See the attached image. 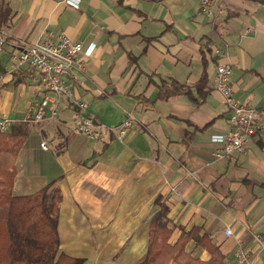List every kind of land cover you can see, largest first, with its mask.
Returning a JSON list of instances; mask_svg holds the SVG:
<instances>
[{
	"label": "crops",
	"instance_id": "0c3cea01",
	"mask_svg": "<svg viewBox=\"0 0 264 264\" xmlns=\"http://www.w3.org/2000/svg\"><path fill=\"white\" fill-rule=\"evenodd\" d=\"M45 32L95 44L90 57L81 54L85 68L75 70L71 97L85 100L104 125L88 139L63 97L56 117L29 122L18 152L16 194L50 183L60 192L59 251L81 264H139L160 195L171 243L197 229L219 245L226 264H242L240 252L249 264H264L256 239L264 234V0H215L211 14L199 0H79L78 7L0 0V118L14 123L41 98V73L19 62L18 44ZM220 61L232 66L235 99L256 114L245 150L217 157L212 136L227 131L231 114L216 88ZM203 75L201 103L186 94L162 98L151 81L194 88ZM128 118L120 138L111 130ZM186 249L210 257L193 238Z\"/></svg>",
	"mask_w": 264,
	"mask_h": 264
},
{
	"label": "trees",
	"instance_id": "16d2710c",
	"mask_svg": "<svg viewBox=\"0 0 264 264\" xmlns=\"http://www.w3.org/2000/svg\"><path fill=\"white\" fill-rule=\"evenodd\" d=\"M151 81L162 98L186 94L201 103L208 92L206 75L194 88L173 79L156 82L151 78ZM194 90L198 97L194 96ZM29 131V122L16 120L10 133H0V264H81L82 259L59 251V190L50 183L34 193L14 191L18 152ZM154 203L158 209L150 221L147 253L139 264H226L219 245L213 244L209 236H200L197 229L182 231L179 239L171 243L168 207L160 195ZM191 238L209 251L208 259L194 257L187 251L186 244Z\"/></svg>",
	"mask_w": 264,
	"mask_h": 264
},
{
	"label": "built area",
	"instance_id": "2783aa9c",
	"mask_svg": "<svg viewBox=\"0 0 264 264\" xmlns=\"http://www.w3.org/2000/svg\"><path fill=\"white\" fill-rule=\"evenodd\" d=\"M71 5L78 7L79 0H67ZM203 11L211 14L215 0H199ZM43 38L37 42L18 44L20 47L18 59L31 68L41 73L40 95L41 98L28 109L22 121L38 123L47 117H56L58 105L63 97L70 98L73 106L79 111L80 118L78 129L88 139H94L98 130L104 125L90 112L89 104L82 99L72 98V81L76 79L75 70H83L85 62L81 54L90 57L93 54L95 44L84 46L83 42L74 40L65 34L58 37L50 32H45ZM6 43L5 37L0 35V53ZM216 88L222 93L225 103L231 111L230 127L224 133L214 134L212 140L219 143L221 148L216 150L217 157L226 154L237 153L245 150L249 145L254 132L253 121L256 110L252 105L240 102L234 97L232 84V66L229 62L220 61L217 64ZM12 119L4 116L0 118V133H6L11 129ZM132 120L126 119L117 128L111 131L118 137H122L131 127ZM43 149H47L45 142L41 143ZM231 229L227 228L226 234ZM260 246L264 248V234L257 235ZM242 264H249L245 253L240 252Z\"/></svg>",
	"mask_w": 264,
	"mask_h": 264
},
{
	"label": "rangeland",
	"instance_id": "374dc122",
	"mask_svg": "<svg viewBox=\"0 0 264 264\" xmlns=\"http://www.w3.org/2000/svg\"><path fill=\"white\" fill-rule=\"evenodd\" d=\"M66 97V96H65ZM78 99V98H77ZM72 103V102H71ZM72 105H73V103H72ZM188 249H189V247H188ZM190 250V249H189Z\"/></svg>",
	"mask_w": 264,
	"mask_h": 264
}]
</instances>
